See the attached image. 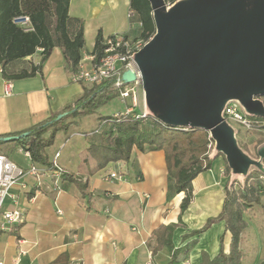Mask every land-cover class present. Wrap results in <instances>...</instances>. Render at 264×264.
<instances>
[{"label": "crops", "instance_id": "crops-1", "mask_svg": "<svg viewBox=\"0 0 264 264\" xmlns=\"http://www.w3.org/2000/svg\"><path fill=\"white\" fill-rule=\"evenodd\" d=\"M69 4L70 16L84 22V60L94 57L99 32L104 38L119 34L132 41L141 34L142 24L131 10V0H71ZM41 53L38 50L11 64L7 71L19 73L31 65L38 66ZM89 64L87 60L86 66ZM71 73L59 47L53 49L34 77L5 79L0 68V136L24 132L81 97L86 85L73 83ZM7 82L11 83L9 96L4 91ZM122 104L120 114L127 110V104ZM144 107L143 103L139 111ZM105 125L100 123L89 133L71 126L67 132L57 134L56 139L64 137L57 151V168L69 179L61 176L56 183L50 173L39 183L29 175L24 187L18 185L11 191L16 204L7 198L4 208L20 209L25 221L9 231H0V257L4 264H51L62 254L68 256V264H147L150 260L154 264H170L174 252L179 250V264H201L205 254L211 259L218 255L222 237L228 251L231 237L224 221L214 223L201 235H192L222 210L230 181L223 157L194 179V200L182 216L184 227L173 232L174 249L164 246L153 254L154 231L179 223L184 194L174 190L164 151L134 149L129 162L110 163L98 169L88 147L101 140L94 135H100ZM51 147L47 149L49 163L55 157L51 159ZM62 150L66 151L64 155ZM33 164L30 160L21 167L27 169ZM111 173L121 178L112 180Z\"/></svg>", "mask_w": 264, "mask_h": 264}, {"label": "trees", "instance_id": "trees-1", "mask_svg": "<svg viewBox=\"0 0 264 264\" xmlns=\"http://www.w3.org/2000/svg\"><path fill=\"white\" fill-rule=\"evenodd\" d=\"M177 1L179 0H165L168 5H173ZM70 2L71 0H0L2 77L9 80L34 77L41 72L42 63L49 58L56 47L62 49L72 72L77 70L86 47L84 22L70 16ZM131 10L142 24L139 38L133 41L145 44L156 34L150 2L131 0ZM20 16L29 17L32 31L27 32L14 23V19ZM104 44L103 34L99 32L92 52L94 64H98L105 56ZM42 49L41 62L38 66L31 65L29 70L23 69L19 73L7 71L11 64L29 58ZM114 86V80L90 87L85 86L81 97L53 113L48 120L21 133L3 134L0 139L28 133L27 137L13 141L30 152L32 162L49 165L47 149L53 146L57 134L61 131L67 132L74 124L73 119L91 114L99 106L119 98V92ZM136 114L122 113L114 117H101V125L108 123L109 127L100 134L99 142L91 143L88 153L96 161L98 169H104L110 163L129 162L134 149L142 152L146 150L165 152L174 190L177 194L183 193L184 197L180 204L179 223L161 226L154 231L156 246L153 248V254L164 246L174 249L173 232L177 227H184L182 216L194 200V179L199 174L209 171L217 158L223 157L226 163L225 174L230 177V181L226 186L222 210L219 215L210 218L201 229L193 231L192 235H201L214 223L224 221L225 231L231 237L228 251L225 249L224 237H222L218 255L211 259L205 254L201 264H244L241 244L243 234L249 226L245 214L261 203V198L264 196V173L259 168L251 167L242 180L238 177L232 178V171L226 158L222 154L210 155L209 145H214V142L208 131L201 128H173L152 117L137 118ZM60 115H63L62 118H58ZM1 144L4 143L0 141ZM261 145H264V127L256 140V150ZM243 152L248 153L246 147ZM256 157L258 159L257 154ZM69 178L68 175L63 174L64 180ZM262 208L264 212V206ZM179 253L180 250L174 252L170 264H179ZM67 257L66 254H62L51 264H68ZM260 264H264V261Z\"/></svg>", "mask_w": 264, "mask_h": 264}, {"label": "water", "instance_id": "water-1", "mask_svg": "<svg viewBox=\"0 0 264 264\" xmlns=\"http://www.w3.org/2000/svg\"><path fill=\"white\" fill-rule=\"evenodd\" d=\"M148 1L156 34L132 57L140 77L128 70L123 81L140 82L150 117L208 131L233 177H245L251 167L264 173V145L258 159L251 158L222 115L237 100L248 114L264 118V0Z\"/></svg>", "mask_w": 264, "mask_h": 264}, {"label": "built area", "instance_id": "built-area-1", "mask_svg": "<svg viewBox=\"0 0 264 264\" xmlns=\"http://www.w3.org/2000/svg\"><path fill=\"white\" fill-rule=\"evenodd\" d=\"M14 23L23 27L27 32L33 30L29 17L27 16L17 17L14 19ZM104 42L106 46L105 56L101 58L100 62L94 64V57L86 60L82 59L77 70L71 73V81L78 84L99 85L106 81L114 80V87L119 92V98L127 104V110L124 115L135 114V109L139 103L138 86L141 84L139 81L126 84L123 81V74L131 70L136 73L137 77H140L137 65L132 57L144 44L140 41L128 40L119 34L104 38ZM40 51H43V49ZM87 60L90 61L89 66H86ZM10 90L11 83L7 82L4 90L7 96L11 95L12 91ZM260 99L264 103V97ZM146 113L144 107L141 112L138 111L136 117L140 119L150 117ZM222 115L234 129V125H237L246 132H261L264 127V121L252 119L251 117L253 116L248 114L237 100H230L225 105ZM209 148L215 149V142L214 145L210 144ZM21 152L26 159L31 160L29 151L22 148ZM59 157L60 152H57L53 162L48 166L40 167L32 162L34 164L25 169L5 155L0 154V231H9L11 227L20 225L25 221V215L20 209L6 210L4 208L7 198H11L14 204H16L14 197L11 195V191L18 185H23L25 178L29 175L35 177L40 183L42 177L47 176V174L50 175L51 173L55 177L56 183H58L61 176H63L62 171H59L57 168V160ZM120 178L121 176L117 173L110 174V179L112 180ZM56 188L60 189V187ZM0 264H4L1 257ZM147 264H154V262L150 260Z\"/></svg>", "mask_w": 264, "mask_h": 264}, {"label": "rangeland", "instance_id": "rangeland-1", "mask_svg": "<svg viewBox=\"0 0 264 264\" xmlns=\"http://www.w3.org/2000/svg\"><path fill=\"white\" fill-rule=\"evenodd\" d=\"M90 87L92 85H86ZM138 107H136V113H138L139 109L143 108L144 103V93L141 85L138 86ZM123 101L120 98L112 99L104 105L99 106L95 109V111L91 114L78 117L73 119L74 124L72 126H77L75 128L76 131L89 133L100 127L101 117H114L115 114H120V111L124 109ZM252 119L264 121V118L259 117H251ZM234 125V124H233ZM105 127H109L108 123H106ZM104 127V129H105ZM235 127V135L238 141V144L241 146V149L248 150L247 155L251 158H257V150H256V140L259 138L258 131L246 132L245 130L239 128L237 125ZM64 132V131H61ZM59 134V133H58ZM97 136V140H100V135ZM64 137L58 136L55 139L53 146L51 147L49 154L51 155V159L55 156L57 151L61 148V144H63ZM19 144L16 141L4 142V144L0 145V154L5 155L10 160L15 162L19 166H23L25 164H29L30 160L26 159L23 153L20 152ZM22 148V147H21ZM210 155H215V149H209ZM66 153L65 150H62V154ZM224 161V158H223ZM239 180H242V176H237ZM264 196L261 198L260 205H256L253 209L245 214V218L249 223V228L246 230L244 234V240L242 242V251L244 254L243 263L244 264H260L264 261Z\"/></svg>", "mask_w": 264, "mask_h": 264}]
</instances>
